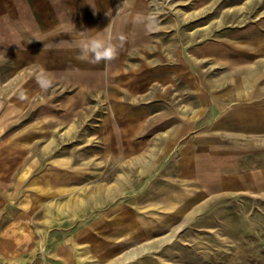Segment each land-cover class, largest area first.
<instances>
[{
    "label": "rangeland",
    "instance_id": "obj_1",
    "mask_svg": "<svg viewBox=\"0 0 264 264\" xmlns=\"http://www.w3.org/2000/svg\"><path fill=\"white\" fill-rule=\"evenodd\" d=\"M28 2L0 0V264H264V126L224 120L264 113V0H105L47 30ZM107 32L118 54L82 58Z\"/></svg>",
    "mask_w": 264,
    "mask_h": 264
},
{
    "label": "crops",
    "instance_id": "obj_2",
    "mask_svg": "<svg viewBox=\"0 0 264 264\" xmlns=\"http://www.w3.org/2000/svg\"><path fill=\"white\" fill-rule=\"evenodd\" d=\"M28 1V4H32V6L35 8L32 9L27 7L28 9H26L24 12H20L18 14V23H23L30 29H50L55 25V21L51 18L54 13L56 15L61 14L63 12V15H61V17H63L61 23L64 22V25L68 23H73L74 21H71V18H75V21L78 24L82 22L80 24L85 23V25H88L90 22H94V24H98L101 22L104 23V21H106V19L109 17L107 12L103 11L105 9H100V5L103 4L105 0H94L97 1V6L95 12L91 11L92 13L88 11L90 9L89 4L91 0H33L34 3L32 2V0ZM51 2H53V4ZM85 8L87 9V11H85ZM68 9H70V12H68ZM83 10L85 12H82ZM8 21L9 20L7 19L5 20V22L7 23ZM124 79L125 78L122 75H119V82H123ZM223 96H226L227 99L229 98V100H236L239 99L240 96L242 97V94L240 93L237 84H235V86L228 88L227 92L224 93ZM236 114V112L229 113L225 116L224 120L228 122L229 120L230 122H235L238 127L245 129L246 131L254 130L257 128L259 129L264 126V113H262L259 109L245 111L242 114L237 115L238 118H236Z\"/></svg>",
    "mask_w": 264,
    "mask_h": 264
},
{
    "label": "clouds",
    "instance_id": "obj_3",
    "mask_svg": "<svg viewBox=\"0 0 264 264\" xmlns=\"http://www.w3.org/2000/svg\"><path fill=\"white\" fill-rule=\"evenodd\" d=\"M112 40L111 32L101 36L86 37L78 45L82 58L89 59L92 63L113 59L118 54V48L117 45L112 43ZM120 40L122 43L123 37H120Z\"/></svg>",
    "mask_w": 264,
    "mask_h": 264
}]
</instances>
